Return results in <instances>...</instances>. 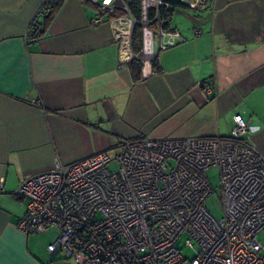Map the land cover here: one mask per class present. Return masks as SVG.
<instances>
[{"label": "crops", "instance_id": "obj_1", "mask_svg": "<svg viewBox=\"0 0 264 264\" xmlns=\"http://www.w3.org/2000/svg\"><path fill=\"white\" fill-rule=\"evenodd\" d=\"M41 3L0 0V264H67L47 249L54 240L38 243L17 227L26 209L19 183L56 161L140 135H226L235 114L264 154V0L175 7L179 36L166 48L154 43L158 70L136 81L116 35L129 29L128 13L104 11L95 23L91 0H64L44 33L27 38L31 19L44 20ZM131 36L128 49L139 54Z\"/></svg>", "mask_w": 264, "mask_h": 264}, {"label": "built area", "instance_id": "obj_2", "mask_svg": "<svg viewBox=\"0 0 264 264\" xmlns=\"http://www.w3.org/2000/svg\"><path fill=\"white\" fill-rule=\"evenodd\" d=\"M91 1L98 8L95 23L117 8L116 0ZM181 1L192 9L206 2ZM163 2L141 0L139 54L128 49L136 19L121 7L130 25L116 32L126 47L121 61L140 60L141 76L151 71L154 43L162 49L179 36L150 27L148 8ZM47 6L42 0L39 12L45 15ZM39 27L33 17L27 38ZM233 123L226 135H140L85 158L56 161L19 183L16 195L26 209L17 227L38 233L56 226L47 249H59L78 264H264V242L257 237L264 231V154L248 140V121L235 114ZM211 166L219 170L220 218L206 207L213 189L205 171ZM180 240L194 250L190 259L180 252Z\"/></svg>", "mask_w": 264, "mask_h": 264}, {"label": "trees", "instance_id": "obj_3", "mask_svg": "<svg viewBox=\"0 0 264 264\" xmlns=\"http://www.w3.org/2000/svg\"><path fill=\"white\" fill-rule=\"evenodd\" d=\"M63 2L64 0H47V12L44 15V20L40 21V27L38 29L39 33H44L45 28L47 26L46 21L51 18L55 12L59 10ZM115 3L117 6L115 10L116 13L121 12L122 5H125L129 13L136 19V23L134 25L131 37L133 48L137 52L142 45V26L140 23L142 18L141 0H116ZM175 7H186V5L181 0H164V2L158 5L157 7L148 8L147 20L150 23V27L152 29H155V31L159 26H161L164 30H173V28L170 26V18ZM116 13H111V15H114ZM141 66L142 62L137 58H133L127 63L128 70L130 71V74L134 81L141 78ZM151 66L154 71L158 70L156 57L152 59Z\"/></svg>", "mask_w": 264, "mask_h": 264}, {"label": "rangeland", "instance_id": "obj_4", "mask_svg": "<svg viewBox=\"0 0 264 264\" xmlns=\"http://www.w3.org/2000/svg\"><path fill=\"white\" fill-rule=\"evenodd\" d=\"M233 124L234 123L232 121V126H233ZM110 167L112 168V165H110ZM205 173H206L208 181H209V183L213 189V193L206 200V207L209 210V212L212 213L216 218H220L222 216V204H221V200H220V183H219L218 167L217 166H211V167L206 169ZM42 232L33 233V234H36V240L38 243L44 242L43 244L45 245L48 241L55 240V237L58 234V229L56 226H52V227L44 230L43 233ZM257 237L261 242H264V231L258 233ZM177 246L180 248V252L186 258L190 259L194 255V250L192 248L184 245L183 241H181V240L178 241ZM62 257H64L63 253H60L57 257L60 261H63L62 263L78 264L73 258L66 259L64 257L63 259H61ZM183 264H188V262L185 261Z\"/></svg>", "mask_w": 264, "mask_h": 264}, {"label": "water", "instance_id": "obj_5", "mask_svg": "<svg viewBox=\"0 0 264 264\" xmlns=\"http://www.w3.org/2000/svg\"><path fill=\"white\" fill-rule=\"evenodd\" d=\"M159 49V48H158ZM157 55V50L155 51V53H154V56H156Z\"/></svg>", "mask_w": 264, "mask_h": 264}]
</instances>
